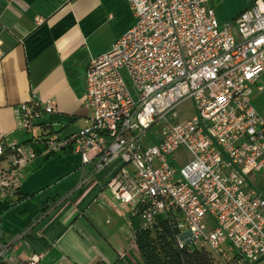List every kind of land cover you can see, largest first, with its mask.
<instances>
[{
  "label": "built area",
  "instance_id": "1",
  "mask_svg": "<svg viewBox=\"0 0 264 264\" xmlns=\"http://www.w3.org/2000/svg\"><path fill=\"white\" fill-rule=\"evenodd\" d=\"M126 1L134 25L85 70L92 115L68 137H44L40 155L69 148L91 176L121 159L107 188L129 218L151 228L160 213L176 211L179 247L206 246L229 264H264V196L253 181L264 169V118L251 104L253 89L263 90L264 0L224 23L206 0ZM187 102L194 109L180 120ZM15 113L28 132L55 107L32 97ZM154 125L162 136L146 144ZM180 150L186 159L177 167L170 156ZM3 156L0 199H7L38 155L30 144L0 143ZM7 249L0 245L1 260Z\"/></svg>",
  "mask_w": 264,
  "mask_h": 264
},
{
  "label": "crops",
  "instance_id": "2",
  "mask_svg": "<svg viewBox=\"0 0 264 264\" xmlns=\"http://www.w3.org/2000/svg\"><path fill=\"white\" fill-rule=\"evenodd\" d=\"M251 1L205 4L224 23ZM134 22L126 0H0V143H38L81 129L90 117L88 61ZM32 97L52 101L55 113L26 132L15 108ZM43 156L37 169L24 171L18 195L0 199V245L8 247L2 264H24L33 255L39 264H143L126 208L96 174L72 153L41 163Z\"/></svg>",
  "mask_w": 264,
  "mask_h": 264
},
{
  "label": "trees",
  "instance_id": "3",
  "mask_svg": "<svg viewBox=\"0 0 264 264\" xmlns=\"http://www.w3.org/2000/svg\"><path fill=\"white\" fill-rule=\"evenodd\" d=\"M24 144H30L39 157L41 149L36 141L30 140ZM62 151L67 154L71 153L69 148H63L60 152ZM56 155L57 153L53 152L44 155L41 163H45ZM4 156L0 159L4 158ZM38 167L39 164L34 169ZM18 193L19 191L15 195H18ZM45 212L46 209H42V213L44 214ZM179 218L180 214L176 211L164 212L157 216L151 228L144 226L139 228L138 224H142L139 219L130 217V221L134 225V242L143 264H213L210 257L204 251L193 246H178L176 221ZM0 264H2L1 259Z\"/></svg>",
  "mask_w": 264,
  "mask_h": 264
},
{
  "label": "rangeland",
  "instance_id": "4",
  "mask_svg": "<svg viewBox=\"0 0 264 264\" xmlns=\"http://www.w3.org/2000/svg\"><path fill=\"white\" fill-rule=\"evenodd\" d=\"M122 75H123L125 82L128 83L127 77L123 73H122ZM259 85H261L263 87V90L260 92V91H257L255 88L253 89V93L251 96V104L254 107V109L259 114H261V116L264 118V74L261 76V80H260ZM193 109H194V105L192 102H187V104L178 108L177 114H178L180 120L187 118L189 115V112ZM87 111L91 116L92 115L91 111L89 109ZM191 114H192V112H191ZM160 129L161 128L154 125L152 128H150L147 131V135H146V139H145L146 144H153V141H158L160 139V137L162 136L160 131H159ZM181 151L182 150H180V152ZM185 159H186V155H185V153L183 154L182 152H181V155L173 154L170 156V160L173 161L177 167H180ZM122 165H123L122 160L117 159L113 163H111L109 166H107L105 169L96 173V178L99 179L100 184H101L103 189H106L107 183L115 176V174L119 171V169L122 167ZM253 178L256 180L255 186H256L257 190L264 196V169L259 173H255L253 175ZM142 226H143L142 224H140V223L138 224L139 228ZM131 227L134 231V225L132 223H131ZM195 248H198L199 250L204 251L210 257L213 264H229V262L226 259H224L223 257H218L210 249H208V247H206V246H198ZM223 248L225 249L226 247H223ZM232 256H233L232 252H229L227 255L228 258H230Z\"/></svg>",
  "mask_w": 264,
  "mask_h": 264
}]
</instances>
